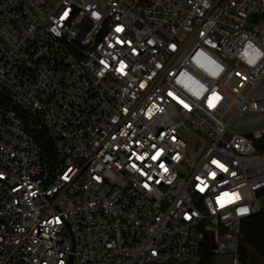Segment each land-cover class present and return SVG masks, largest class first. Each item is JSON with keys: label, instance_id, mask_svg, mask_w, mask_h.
<instances>
[{"label": "built area", "instance_id": "obj_1", "mask_svg": "<svg viewBox=\"0 0 264 264\" xmlns=\"http://www.w3.org/2000/svg\"><path fill=\"white\" fill-rule=\"evenodd\" d=\"M262 139L264 0H0V264H239Z\"/></svg>", "mask_w": 264, "mask_h": 264}, {"label": "trees", "instance_id": "obj_2", "mask_svg": "<svg viewBox=\"0 0 264 264\" xmlns=\"http://www.w3.org/2000/svg\"><path fill=\"white\" fill-rule=\"evenodd\" d=\"M34 139L41 149V155L52 164L56 157L46 134L43 131H38L34 134ZM237 255L239 264H253L264 260V205L259 214L241 223ZM186 264H213L212 254L201 251L198 262Z\"/></svg>", "mask_w": 264, "mask_h": 264}, {"label": "rangeland", "instance_id": "obj_3", "mask_svg": "<svg viewBox=\"0 0 264 264\" xmlns=\"http://www.w3.org/2000/svg\"><path fill=\"white\" fill-rule=\"evenodd\" d=\"M259 122H253L250 123L248 126H254L257 125ZM258 146H262L264 147V139L261 140V142H259ZM230 256H231V252L229 251V249L226 250L225 254H212V261L213 264H230ZM253 264H264V260H261L259 263L255 262Z\"/></svg>", "mask_w": 264, "mask_h": 264}, {"label": "snow or ice", "instance_id": "obj_4", "mask_svg": "<svg viewBox=\"0 0 264 264\" xmlns=\"http://www.w3.org/2000/svg\"><path fill=\"white\" fill-rule=\"evenodd\" d=\"M117 31H120V29H117ZM250 63L252 62V61H249ZM217 99H219L218 97H217ZM209 106L210 107H214L215 105L214 104H212L211 103V100H210V103H209ZM185 107H187V105H185ZM153 159H156V157L154 156L153 157ZM213 163H216L215 161H213ZM221 167H223L222 165H220ZM161 167H163V165H161ZM165 171H167V169H165ZM213 175H215L214 173H213ZM147 186V185H146ZM237 198H239V197H237ZM242 211H247V209H243Z\"/></svg>", "mask_w": 264, "mask_h": 264}, {"label": "water", "instance_id": "obj_5", "mask_svg": "<svg viewBox=\"0 0 264 264\" xmlns=\"http://www.w3.org/2000/svg\"><path fill=\"white\" fill-rule=\"evenodd\" d=\"M70 263H71V259H70L68 264H70ZM160 264H175V263H160Z\"/></svg>", "mask_w": 264, "mask_h": 264}]
</instances>
